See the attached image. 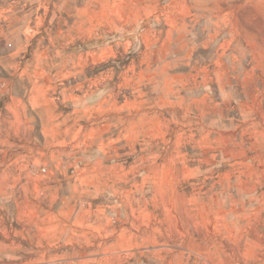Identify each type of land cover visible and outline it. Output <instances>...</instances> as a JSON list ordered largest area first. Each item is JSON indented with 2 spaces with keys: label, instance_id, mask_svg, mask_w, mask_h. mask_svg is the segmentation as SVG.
<instances>
[{
  "label": "clouds",
  "instance_id": "obj_1",
  "mask_svg": "<svg viewBox=\"0 0 264 264\" xmlns=\"http://www.w3.org/2000/svg\"><path fill=\"white\" fill-rule=\"evenodd\" d=\"M0 264H264V0H0Z\"/></svg>",
  "mask_w": 264,
  "mask_h": 264
}]
</instances>
